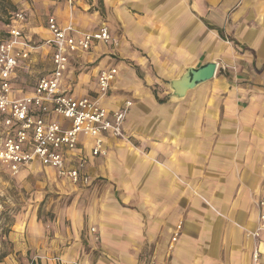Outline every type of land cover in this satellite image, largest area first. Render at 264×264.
Returning <instances> with one entry per match:
<instances>
[{
    "label": "crops",
    "instance_id": "0c3cea01",
    "mask_svg": "<svg viewBox=\"0 0 264 264\" xmlns=\"http://www.w3.org/2000/svg\"><path fill=\"white\" fill-rule=\"evenodd\" d=\"M87 6L93 9L87 17L79 10L71 20L47 18L82 31L105 24L118 46L94 42L73 55L69 67L89 55L98 61L95 81L79 75L82 82L72 78L66 89L94 94L98 69L115 62L119 73L103 104L114 110L132 102L125 137L107 135L104 157H92L90 143L80 139L87 186L37 164L21 170L50 172L76 190L58 214L57 240L37 244L40 224L30 216L24 235L10 233L15 253L7 261L18 264V252L23 264H264V0H88ZM46 20L34 25L27 15L24 29L43 42ZM34 53L36 47L31 68ZM211 61L212 79L170 99V79ZM31 75L20 72L16 86L30 90L38 78L31 83Z\"/></svg>",
    "mask_w": 264,
    "mask_h": 264
},
{
    "label": "built area",
    "instance_id": "2783aa9c",
    "mask_svg": "<svg viewBox=\"0 0 264 264\" xmlns=\"http://www.w3.org/2000/svg\"><path fill=\"white\" fill-rule=\"evenodd\" d=\"M26 20L24 11L13 13L7 34L0 40V165L18 175L26 166L37 164L53 169L73 185L87 186L92 180L87 157L77 152L80 139L88 140L92 157L106 156V136L125 137L123 124L132 102L124 100L114 110L103 104L119 73L115 62L98 69L92 95L75 96L64 88V77L73 55L89 51L94 42L114 48L118 40L105 24L95 31H82L72 23L60 25L55 17H48L49 37L42 45L50 50L51 67L24 91L16 86L18 74L30 72L35 48L24 34ZM180 229L178 224L169 247Z\"/></svg>",
    "mask_w": 264,
    "mask_h": 264
},
{
    "label": "rangeland",
    "instance_id": "374dc122",
    "mask_svg": "<svg viewBox=\"0 0 264 264\" xmlns=\"http://www.w3.org/2000/svg\"><path fill=\"white\" fill-rule=\"evenodd\" d=\"M87 3L88 0H72L71 4L69 0H0V40L7 34L11 16L19 10L32 16L34 25H44L48 14H54L59 18L64 16L71 20V17L81 10L87 17V13H93L92 7H88ZM24 30L26 35L32 36L31 44L37 48V53L33 54L34 65L30 67L32 83L34 78L44 74L50 68V53L46 51L45 46H42V42L37 41V36L31 35L33 33L28 26ZM33 31L36 32V30ZM43 35L44 33L40 30V36ZM91 58L92 55L85 56L71 64L66 74L68 78L64 88H73L72 78L75 79V83L80 80L82 82V79H78L79 75L82 77L85 74L88 75L89 83L95 81L94 67L98 61L94 62ZM119 60L121 58H117V61ZM115 92H118V88ZM73 190L76 188L55 178L50 172L34 170L27 175H11L7 168L0 165V264L3 262L15 264L7 261L15 253L9 236L13 230L24 235V226L30 216H33L40 224V232H38L40 235L36 238L37 244L57 240L58 229H60L58 214L70 203ZM65 224L68 225V222ZM16 259L18 264H23L22 257H18V252H16ZM32 262L34 264V259Z\"/></svg>",
    "mask_w": 264,
    "mask_h": 264
},
{
    "label": "water",
    "instance_id": "95a60500",
    "mask_svg": "<svg viewBox=\"0 0 264 264\" xmlns=\"http://www.w3.org/2000/svg\"><path fill=\"white\" fill-rule=\"evenodd\" d=\"M216 70L217 64L214 61L198 67H188L181 76L167 82V88L171 91L170 99L176 101L184 98L188 91L212 79Z\"/></svg>",
    "mask_w": 264,
    "mask_h": 264
},
{
    "label": "trees",
    "instance_id": "16d2710c",
    "mask_svg": "<svg viewBox=\"0 0 264 264\" xmlns=\"http://www.w3.org/2000/svg\"><path fill=\"white\" fill-rule=\"evenodd\" d=\"M218 34L221 38L226 39V37L223 35L222 31L218 29Z\"/></svg>",
    "mask_w": 264,
    "mask_h": 264
}]
</instances>
